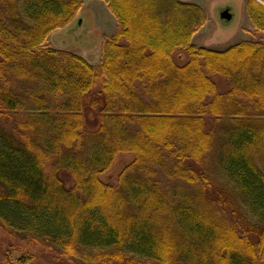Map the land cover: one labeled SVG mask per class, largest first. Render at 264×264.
I'll return each instance as SVG.
<instances>
[{"label":"trees","instance_id":"obj_1","mask_svg":"<svg viewBox=\"0 0 264 264\" xmlns=\"http://www.w3.org/2000/svg\"><path fill=\"white\" fill-rule=\"evenodd\" d=\"M100 1L117 29L94 65L46 46L83 0H0L7 262L264 264V44L197 47L193 3ZM246 12L264 33V7Z\"/></svg>","mask_w":264,"mask_h":264},{"label":"rangeland","instance_id":"obj_2","mask_svg":"<svg viewBox=\"0 0 264 264\" xmlns=\"http://www.w3.org/2000/svg\"><path fill=\"white\" fill-rule=\"evenodd\" d=\"M193 3L201 7L207 16L206 24L194 36L193 44L197 47L216 51H223L241 42H262L264 33L257 32L246 12L247 0H180ZM225 9H230L232 21L224 23L220 15ZM78 20L70 26L54 32L46 41V46L57 50H68L77 54L91 64H99L102 56V45L105 38L113 35L117 29V21L109 12L107 6L100 0H83V7L79 12ZM175 60L179 65L186 63V54L178 52ZM219 89L224 92L228 86L221 78H215ZM224 152L216 162L218 173L221 161L227 157ZM134 161L133 155H119L107 175L102 176L106 181L111 176L113 182L119 174ZM110 178H108L109 180ZM68 187L72 186L71 179L64 178ZM107 180V181H108ZM8 235L0 228V264H9L6 254L10 249ZM35 264H54L42 254H38ZM19 253L14 252L11 259L17 261ZM73 264H84L76 261Z\"/></svg>","mask_w":264,"mask_h":264},{"label":"water","instance_id":"obj_3","mask_svg":"<svg viewBox=\"0 0 264 264\" xmlns=\"http://www.w3.org/2000/svg\"><path fill=\"white\" fill-rule=\"evenodd\" d=\"M256 2H258L259 4H261L264 7V4L261 3L259 0H255ZM221 20L224 23H229L230 21H232V15H231V11L230 9H225L221 15H220Z\"/></svg>","mask_w":264,"mask_h":264}]
</instances>
